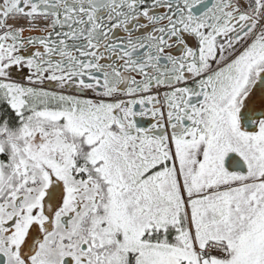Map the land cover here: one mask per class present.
<instances>
[{
  "label": "snow or ice",
  "instance_id": "1",
  "mask_svg": "<svg viewBox=\"0 0 264 264\" xmlns=\"http://www.w3.org/2000/svg\"><path fill=\"white\" fill-rule=\"evenodd\" d=\"M0 264H264V0H0Z\"/></svg>",
  "mask_w": 264,
  "mask_h": 264
}]
</instances>
